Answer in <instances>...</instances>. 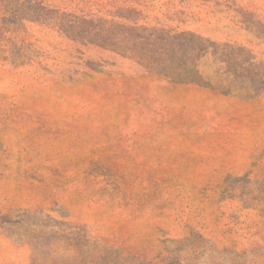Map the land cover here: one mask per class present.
Returning <instances> with one entry per match:
<instances>
[{
	"label": "rangeland",
	"instance_id": "rangeland-1",
	"mask_svg": "<svg viewBox=\"0 0 264 264\" xmlns=\"http://www.w3.org/2000/svg\"><path fill=\"white\" fill-rule=\"evenodd\" d=\"M0 264H264V0H0Z\"/></svg>",
	"mask_w": 264,
	"mask_h": 264
}]
</instances>
